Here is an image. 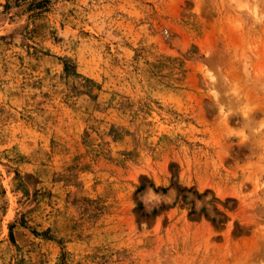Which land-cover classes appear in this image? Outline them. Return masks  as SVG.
I'll use <instances>...</instances> for the list:
<instances>
[{
	"label": "rangeland",
	"instance_id": "rangeland-1",
	"mask_svg": "<svg viewBox=\"0 0 264 264\" xmlns=\"http://www.w3.org/2000/svg\"><path fill=\"white\" fill-rule=\"evenodd\" d=\"M0 264H264V0H0Z\"/></svg>",
	"mask_w": 264,
	"mask_h": 264
}]
</instances>
